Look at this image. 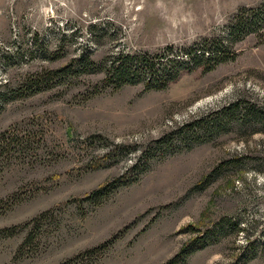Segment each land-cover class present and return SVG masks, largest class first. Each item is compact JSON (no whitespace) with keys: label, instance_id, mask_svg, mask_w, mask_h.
Listing matches in <instances>:
<instances>
[{"label":"rangeland","instance_id":"obj_1","mask_svg":"<svg viewBox=\"0 0 264 264\" xmlns=\"http://www.w3.org/2000/svg\"><path fill=\"white\" fill-rule=\"evenodd\" d=\"M263 5L0 0V264H264V129L180 139L231 102L264 109V25L229 36L243 7ZM214 39L223 61L167 85L142 67L111 80L127 55L158 78Z\"/></svg>","mask_w":264,"mask_h":264},{"label":"trees","instance_id":"obj_2","mask_svg":"<svg viewBox=\"0 0 264 264\" xmlns=\"http://www.w3.org/2000/svg\"><path fill=\"white\" fill-rule=\"evenodd\" d=\"M242 16L240 17L239 21H237L235 24H232L229 29V36L231 37V40H236L237 37L244 33H250L253 31H256L257 28L262 25H264V5L259 8H246L243 7ZM249 12V15L245 14ZM167 51H173V46H168ZM226 54H229V52L225 48V44L220 42L219 40L214 39L213 43L211 45H194L189 48H185L184 56H181V58H175L170 57L168 58L171 66V69L166 70L162 72V76L156 78L158 76V73H156V63H153L152 60L148 59L147 56H130L127 55L124 60L120 61V64L118 66H115L111 74V80H113L114 84L116 86H122L124 84H132L134 83V79H137L140 77V75H143L142 69L150 70L154 76L153 82L158 84L159 81L162 80V77L164 78V84L167 85V83L170 80L175 79L182 68L187 66H193L198 67L201 65L202 62L207 61H213V62H219L223 61L225 59ZM165 58L167 57L166 54H164ZM189 62L187 63L186 60ZM81 66L88 67L89 62H82ZM70 68L60 70L59 76L66 75V71H68ZM48 78L47 80H49ZM36 86L34 84L32 87ZM215 115V114H214ZM206 119H209L206 120ZM240 122L245 125H253L257 126L259 125L260 129H264V109L259 108L256 104L253 103H243L241 101H235L231 102L229 105L223 107L222 110L219 112H216L215 117H210L205 119H199L194 122H192L189 126H187L186 131L180 134V139L184 142H187L188 140H193L199 135H203V137H208V135H212L220 130H223L226 126V124L231 122ZM212 123L211 126H214L213 128L208 123ZM208 124V125H207ZM207 126V127H206ZM165 143V140H162L159 142L158 147H162L161 143ZM166 145V143L164 144ZM124 148H128L125 147ZM128 148L127 150H129ZM107 185V184H106ZM106 185L103 186V188H98L94 191H92L88 196L85 198L88 200H91L93 197H98L101 195L102 192L105 191ZM34 221L35 223L38 222L37 218ZM220 229H224L226 227V222H222L220 224ZM14 227H8L4 229V232L12 233ZM31 237H33L32 232L30 231L28 236L25 239V242H31ZM23 246V244H22ZM92 250H88L87 253H91ZM168 264H174V260L170 261Z\"/></svg>","mask_w":264,"mask_h":264}]
</instances>
